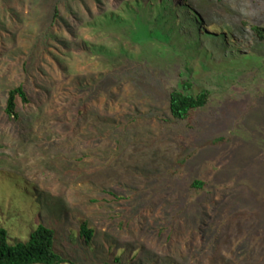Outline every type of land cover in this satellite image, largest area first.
I'll list each match as a JSON object with an SVG mask.
<instances>
[{
	"label": "rangeland",
	"instance_id": "1",
	"mask_svg": "<svg viewBox=\"0 0 264 264\" xmlns=\"http://www.w3.org/2000/svg\"><path fill=\"white\" fill-rule=\"evenodd\" d=\"M56 4L0 0L10 242L44 225L68 264H264V0ZM184 82L211 99L181 122Z\"/></svg>",
	"mask_w": 264,
	"mask_h": 264
},
{
	"label": "trees",
	"instance_id": "2",
	"mask_svg": "<svg viewBox=\"0 0 264 264\" xmlns=\"http://www.w3.org/2000/svg\"><path fill=\"white\" fill-rule=\"evenodd\" d=\"M63 0H57L55 6V21L59 17V5ZM256 36L264 41V29L253 27ZM183 90L174 88L169 94V103L172 116L181 122L192 121L199 111L210 102L211 94L203 90L197 95L191 91L193 84L184 82ZM21 98L25 103L29 102L28 95L23 86L10 92V99L7 105L6 113L10 117H18L17 99ZM205 183L195 181L192 184L194 189H203ZM81 236L89 244L94 238V231L89 228L88 223H83L81 227ZM70 261L56 250V232L55 230L40 225L30 236L28 242H17L12 244L9 239L8 231L0 226V264H68Z\"/></svg>",
	"mask_w": 264,
	"mask_h": 264
}]
</instances>
